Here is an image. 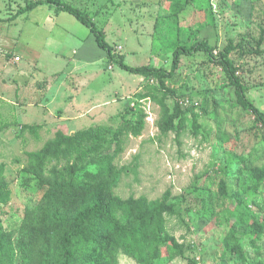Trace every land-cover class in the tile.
Returning a JSON list of instances; mask_svg holds the SVG:
<instances>
[{
	"label": "rangeland",
	"instance_id": "rangeland-1",
	"mask_svg": "<svg viewBox=\"0 0 264 264\" xmlns=\"http://www.w3.org/2000/svg\"><path fill=\"white\" fill-rule=\"evenodd\" d=\"M32 1L0 0V164L5 166L0 250H14L16 260V250L6 240L40 196L22 169L27 152L40 149L57 131L72 134L101 126L118 133L127 121L136 120L138 109L145 108L142 135L125 138L123 151L114 158L113 163L124 168L114 191L122 199L151 200L170 192L173 207L165 216L167 229L184 252L157 264H264V242L258 252L246 237L253 234L249 211L264 222V184L255 188L264 176V130L239 105L216 62L232 41L235 75L264 114V0H61L80 9L105 33L115 60L121 58L132 67L169 70L177 48L197 40L213 47L212 58L202 52L181 56L178 70L165 81L172 92L167 99L171 110L175 101L188 100L189 107L195 106L184 131L166 134L157 128L159 106L140 98L148 80L108 61L89 29L52 4L17 15ZM53 11L58 14L55 18L50 17ZM117 46L123 50L117 52ZM79 55L87 56L85 61L90 59L92 65L81 63ZM20 69L27 73L19 88ZM90 74L100 77L77 85L78 78ZM55 79L64 83L59 91L53 90L55 84L53 89L48 85ZM212 98L217 106L201 109L204 100ZM27 124L33 130L22 129ZM234 162H239L232 168L236 178L222 172ZM222 183L241 203L224 202L219 196L212 204L216 210L200 215L198 193L188 192L194 186L217 192ZM118 264L135 262L120 254Z\"/></svg>",
	"mask_w": 264,
	"mask_h": 264
},
{
	"label": "trees",
	"instance_id": "trees-1",
	"mask_svg": "<svg viewBox=\"0 0 264 264\" xmlns=\"http://www.w3.org/2000/svg\"><path fill=\"white\" fill-rule=\"evenodd\" d=\"M44 4L54 5L86 26L110 62L148 80L146 92L140 98H150L159 106L157 128L162 134L185 130L187 116L195 106L189 107L188 100H181L175 101L171 110L167 99L172 92L165 86V81L178 70L181 56L202 52L212 58L213 47L204 40H197L190 46L177 48L169 70L132 67L121 58L115 60L104 32L80 9L64 1L35 0L19 9L17 15ZM235 49L229 41L216 62L223 68L239 105L252 114L264 130V114L246 96L242 80L235 75L230 57ZM211 104L217 106L214 98L204 100L201 109L209 108ZM137 112L136 120L127 121L118 133L101 126L72 134L57 131L40 149L26 153L27 163L22 169L30 176L28 181L34 182L40 196L34 207L24 211L19 227L6 240L16 250V260H13L14 250H0V264H118L120 254L135 264H157L161 260L172 261L183 254L184 247L167 229L165 216L173 207L169 191L154 200L146 196L122 199L114 191L124 172V168L113 163L114 158L123 151L125 138L140 137L145 128V110L140 108ZM212 113L216 115V111ZM192 124L197 131L195 116ZM22 129L33 130V127L23 125ZM238 163H227L222 172L236 178L232 168ZM4 169V164H0V184L4 183ZM260 184H264V176L259 178L255 188ZM196 192L201 202L197 210L201 211L200 215L205 210L214 212L216 209L212 204L219 196L224 202L235 199L241 203L236 195L229 193L226 183H222L217 192H211L209 187L194 186L188 194ZM248 213V225L253 234L246 237L250 239V246L261 252L264 222L254 212ZM240 256L245 260L242 251Z\"/></svg>",
	"mask_w": 264,
	"mask_h": 264
},
{
	"label": "crops",
	"instance_id": "crops-1",
	"mask_svg": "<svg viewBox=\"0 0 264 264\" xmlns=\"http://www.w3.org/2000/svg\"><path fill=\"white\" fill-rule=\"evenodd\" d=\"M113 1V3H114V0H112ZM50 9V8H49ZM55 9L56 8H54V11H55ZM50 11V10H49ZM53 11V14H52V16L50 15V17L51 18H55L58 14L56 13V12H54ZM108 23H109V21H108ZM50 30V29H49ZM52 31H54V32H57V31H59L60 29L59 28H56V27H52V29H51ZM50 30V31H51ZM62 30H60V32H61ZM63 31H66V30H64L63 29ZM105 34V33H104ZM94 41H95V39H94ZM97 45V44H96ZM84 47V46H83ZM122 50H123V48H122ZM74 53H76V55L78 54V52H76V51H74ZM80 56V62L81 61H85V59L87 58V56H85V55H79ZM105 56H106V53H105ZM107 57V56H106ZM108 59V58H107ZM87 61V62H86ZM85 61V64L86 65H92V61L89 59V60H86ZM109 61V60H108ZM123 61H125V60H123ZM81 63H83V62H81ZM80 64V63H79ZM74 65H76V64H74ZM55 66H53L52 68H54ZM76 69H78V67L77 68H73V70H76ZM108 69L109 70H111L112 69V67L111 66H108ZM26 73H27V71H25V70H22V69H20V72L18 73V75H20V77H19V88H20V85L22 86V83L24 82L25 83V77L24 76H22V75H26ZM70 74V73H69ZM68 75V74H67ZM100 76H99V74H90L88 77H85V78H82V77H80V78H78V82H77V85L79 84V83H82V82H84V80L87 78V80H89V82L90 81H97L98 80V78H99ZM94 79V80H93ZM56 80V79H55ZM56 82V83H55ZM54 83H50V84H48L49 85V87H52V89H53V87H55V85H56V88L55 89H53V90H55V91H59L60 90V86H62V87H64V83L62 82V84H61V81H60V79H57L56 81H55ZM88 82V81H87ZM55 84V85H54ZM83 84V83H82ZM27 85H29V84H27ZM67 91H70L71 90V88L68 86L67 88ZM22 90V89H21ZM13 104V103H12ZM65 104H67L66 102L64 103V105ZM77 105H79V104H77ZM77 105H72L71 104V106L72 107H77ZM19 107H21L22 108V105H19ZM24 109V108H23ZM26 109V108H25ZM20 111V110H19ZM28 125V124H27ZM29 125H31V124H29Z\"/></svg>",
	"mask_w": 264,
	"mask_h": 264
},
{
	"label": "built area",
	"instance_id": "built-area-1",
	"mask_svg": "<svg viewBox=\"0 0 264 264\" xmlns=\"http://www.w3.org/2000/svg\"><path fill=\"white\" fill-rule=\"evenodd\" d=\"M116 51H117V52H118V51H122V47H121V46H117V47H116ZM17 60H19V59H17ZM186 104H188V102H186L185 105H186ZM143 109L145 110V113H147L146 109H145V108H143Z\"/></svg>",
	"mask_w": 264,
	"mask_h": 264
}]
</instances>
